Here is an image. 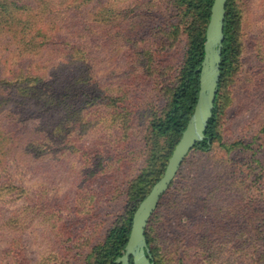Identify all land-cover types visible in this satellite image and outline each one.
I'll return each mask as SVG.
<instances>
[{
  "label": "rangeland",
  "instance_id": "rangeland-1",
  "mask_svg": "<svg viewBox=\"0 0 264 264\" xmlns=\"http://www.w3.org/2000/svg\"><path fill=\"white\" fill-rule=\"evenodd\" d=\"M0 1V264H88L151 163L152 113L195 53L198 12L187 0ZM230 10L240 53L220 138L187 156L151 216L157 264H264V0Z\"/></svg>",
  "mask_w": 264,
  "mask_h": 264
},
{
  "label": "trees",
  "instance_id": "trees-1",
  "mask_svg": "<svg viewBox=\"0 0 264 264\" xmlns=\"http://www.w3.org/2000/svg\"><path fill=\"white\" fill-rule=\"evenodd\" d=\"M213 2L214 0L185 1L188 9H194L198 12L197 19H200V26L196 31L197 38L195 41L194 39L192 41V48H195V53L192 51L191 56L186 60L185 66L184 68L182 67L183 69L177 81L172 83L169 81L166 83L168 85L164 87L165 96L164 100H162L163 103L158 107H155L154 112L152 113L154 119L150 123L152 139L149 143L150 146L147 153L149 154L148 160L150 159L151 163L146 169H142V172L137 179L132 182L130 189L131 201L126 213L118 217L117 222L105 235L103 241L87 247L86 257L92 259L88 264H116L117 258L123 255V251L130 236L134 213L141 201L149 194L154 184L163 176L168 161L194 112L200 88L199 77L201 64L205 54L204 45L206 41V31L210 20ZM230 2L231 0H229L227 5V16L225 21L226 38L222 55L221 79L213 116L206 130L205 139L198 142L190 153L194 149L209 151L211 150L214 141L220 138L217 130L218 117L225 112V105L229 102V92L226 91L221 96V88L229 71L231 74L233 69L232 66H234L237 56L240 53L239 45L235 38V35L238 34L239 26H235V23L232 20L233 15L230 10ZM8 15L6 4L1 3L0 1V20L5 19ZM161 143H164L167 146L168 153L166 152V155L164 154V156H161ZM164 159L165 161H163ZM177 175L167 192L161 198L155 212L160 208L164 196L167 195L172 188ZM148 226L149 223L146 228V237L149 247V237L147 235ZM59 246L60 245H57L55 251L62 252V256L64 257L68 256L66 253L69 254L71 252L70 248L68 246ZM79 255L82 256V254L74 253L75 257H79ZM153 261L157 264L154 256Z\"/></svg>",
  "mask_w": 264,
  "mask_h": 264
},
{
  "label": "water",
  "instance_id": "water-1",
  "mask_svg": "<svg viewBox=\"0 0 264 264\" xmlns=\"http://www.w3.org/2000/svg\"><path fill=\"white\" fill-rule=\"evenodd\" d=\"M229 0H214L206 31L205 54L200 68L198 99L182 136L166 166L163 176L137 207L128 242L116 264H155L146 237L149 220L169 189L190 151L206 137L213 116L221 79L225 42V21Z\"/></svg>",
  "mask_w": 264,
  "mask_h": 264
},
{
  "label": "flooded vegetation",
  "instance_id": "flooded-vegetation-1",
  "mask_svg": "<svg viewBox=\"0 0 264 264\" xmlns=\"http://www.w3.org/2000/svg\"><path fill=\"white\" fill-rule=\"evenodd\" d=\"M130 264H133L132 260H131ZM155 264H156V263H155Z\"/></svg>",
  "mask_w": 264,
  "mask_h": 264
}]
</instances>
